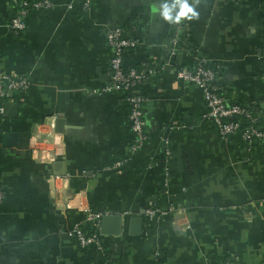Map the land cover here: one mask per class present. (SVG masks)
<instances>
[{"label": "crops", "instance_id": "0c3cea01", "mask_svg": "<svg viewBox=\"0 0 264 264\" xmlns=\"http://www.w3.org/2000/svg\"><path fill=\"white\" fill-rule=\"evenodd\" d=\"M39 1L0 0V77L30 83L0 99V264H264V140L223 138L202 88L176 76L209 59L264 132V0L193 1L173 57L162 5L175 0ZM115 27L140 41L127 68L159 64L139 87L148 141L136 150L125 98L106 89ZM152 206L168 213L149 219ZM95 214H119L122 229L102 233L101 216L100 248H84L73 228Z\"/></svg>", "mask_w": 264, "mask_h": 264}, {"label": "built area", "instance_id": "2783aa9c", "mask_svg": "<svg viewBox=\"0 0 264 264\" xmlns=\"http://www.w3.org/2000/svg\"><path fill=\"white\" fill-rule=\"evenodd\" d=\"M240 1V0H231ZM49 0H42L35 3L34 7H49ZM89 0H86V7H89ZM189 3V0H187ZM23 10L21 13L12 19L10 28L16 33H21L26 29L25 15L31 8L28 2L23 3ZM177 8V12H178ZM181 17L178 21H175L176 32L173 36V52L170 53V57L177 54L176 45L179 43V35H185L189 26V20L187 16ZM107 44L113 52L111 59V74L108 80L106 89L113 90L125 98V101L129 108L128 119L130 122V130L134 137L133 149L141 148L148 141V130L144 120V102L145 98L142 94H138L135 91L133 95H126V89L132 88L142 84L145 76L147 80L153 79L156 70L159 68V64H153L146 67L142 72L137 71L134 68L126 69L124 65V57L126 52L140 44V41L134 37L125 35L124 30L121 27H115L107 32ZM210 60L202 57L197 60L195 70L190 72L185 68H178L176 70V76L185 82H190L199 85L203 92L208 106V117L213 120V123L218 127L220 135L229 139L234 136H238L248 142L256 140H264V132L260 128L256 127L253 123L244 122L241 120H233L238 114L246 113L247 111L241 109L239 105H229L226 103L225 98L222 96V89L224 88L223 76L213 67L205 68V65H209ZM29 81L23 77H0V99L2 101H8L13 99V95L16 92L24 91L29 87ZM10 102V101H9ZM245 106V105H244ZM241 125H244V129H241ZM168 154H170L168 152ZM117 165H120L118 162ZM166 185H168L169 169L166 170ZM2 194L0 193V199ZM175 210L174 207H170L169 211ZM168 213V210L158 208L157 206L149 207L145 210V216L149 219L160 218ZM101 214H95L88 217L86 222H91L93 226L98 227ZM74 235L78 238L82 247L87 248L89 246H97L100 248L99 234L97 232H88L85 230L83 222H79L73 228ZM206 264H239L237 260H227L226 262L208 261Z\"/></svg>", "mask_w": 264, "mask_h": 264}, {"label": "water", "instance_id": "95a60500", "mask_svg": "<svg viewBox=\"0 0 264 264\" xmlns=\"http://www.w3.org/2000/svg\"><path fill=\"white\" fill-rule=\"evenodd\" d=\"M6 109H10V115L16 114L18 110V104L7 103L5 105ZM4 146L6 147H16L18 144V138L16 132H6L4 134ZM131 227L134 229V233H139L142 219L141 218H132L130 220ZM101 231L102 233L107 234H119L122 229V217L119 214H107L101 218Z\"/></svg>", "mask_w": 264, "mask_h": 264}, {"label": "trees", "instance_id": "16d2710c", "mask_svg": "<svg viewBox=\"0 0 264 264\" xmlns=\"http://www.w3.org/2000/svg\"><path fill=\"white\" fill-rule=\"evenodd\" d=\"M193 1H195V0H189L188 4L190 5ZM176 2H177V0H175L174 3H176ZM176 14H177V8H173V16H175ZM211 67L212 66H210V65H205V68H211ZM131 68H134V69H136L137 71H140V72H142L144 70V68H141V69L140 68H135V67H131ZM131 68H126V69H131ZM181 68H184V67H181ZM185 69L190 71V72H193L195 70V68L193 70L191 68L190 69L189 68H185ZM155 74H156V72H155ZM155 74H154V76H155ZM147 79H148L147 76H145L143 81H145ZM140 85H137V86L132 87V88H127L126 89V95H133V94H135V91L139 94ZM222 93H223L222 96L225 98V101H226L227 104H229V105H239V106H241V109H244V110L247 111V114L246 113H242V114L236 115V117H234L233 120L237 121V120L243 119L244 122L253 123L256 127L260 128L259 127V118L253 112V107L244 106L241 103L240 98H237V96L235 94H233L231 91H229V89H227L225 87L222 89ZM244 127H245L244 125H241V129L240 130L244 129ZM260 130H261V128H260ZM85 230L88 231V232L94 233L95 231L98 230V227H94L92 225L91 227L85 228ZM226 261L227 260H225V261L223 260V261H220V262L223 263V262H226Z\"/></svg>", "mask_w": 264, "mask_h": 264}, {"label": "clouds", "instance_id": "9594fccd", "mask_svg": "<svg viewBox=\"0 0 264 264\" xmlns=\"http://www.w3.org/2000/svg\"><path fill=\"white\" fill-rule=\"evenodd\" d=\"M173 8L179 9L175 16H171V10ZM188 13H191L192 16L196 15L194 6H190L187 3V0H177V2L172 4L171 6L167 3H164L162 5V15L164 16V18L169 20L178 21L181 17L186 16Z\"/></svg>", "mask_w": 264, "mask_h": 264}]
</instances>
